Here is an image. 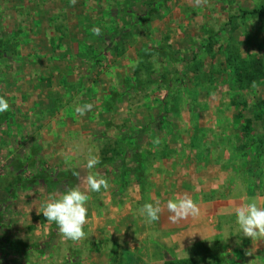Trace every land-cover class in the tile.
I'll use <instances>...</instances> for the list:
<instances>
[{
    "label": "rangeland",
    "instance_id": "rangeland-1",
    "mask_svg": "<svg viewBox=\"0 0 264 264\" xmlns=\"http://www.w3.org/2000/svg\"><path fill=\"white\" fill-rule=\"evenodd\" d=\"M256 59L264 71V0H0V264H264V239L140 212L159 158L192 175L205 157L204 177L225 175L214 195L264 206V154L250 171L264 121L243 129L264 75L237 76ZM75 186L89 200L73 241L41 205Z\"/></svg>",
    "mask_w": 264,
    "mask_h": 264
},
{
    "label": "clouds",
    "instance_id": "clouds-1",
    "mask_svg": "<svg viewBox=\"0 0 264 264\" xmlns=\"http://www.w3.org/2000/svg\"><path fill=\"white\" fill-rule=\"evenodd\" d=\"M97 34L99 29L96 30ZM9 104L0 96V113L7 111ZM93 108V104L85 103L77 106L75 111L83 116ZM99 163V158L90 155L86 166L94 168ZM88 189L92 192H99L102 188H108L105 178L90 174L87 177ZM89 200L87 192L75 186L68 188L59 196H50L42 205L43 216L48 222H54L59 232L69 240H79L85 235L84 225L88 209L86 203ZM167 210L172 214L168 218L172 222L185 219L189 216H196L200 209L198 204L190 197L184 196L167 201ZM162 207L159 201L154 203L146 202L140 208V212L149 222L159 219ZM236 223L244 237L250 239H264V206H260L254 199H249L235 210Z\"/></svg>",
    "mask_w": 264,
    "mask_h": 264
},
{
    "label": "crops",
    "instance_id": "crops-1",
    "mask_svg": "<svg viewBox=\"0 0 264 264\" xmlns=\"http://www.w3.org/2000/svg\"><path fill=\"white\" fill-rule=\"evenodd\" d=\"M162 160V158L158 159V161H161L158 169L162 168V173L153 177L154 181L150 182L149 188V190H151L149 194V203L159 201L162 207L159 219L155 221V223L165 224L170 221L168 217L171 213L167 210L166 206L168 200L188 196L198 204L200 209L198 215L189 216L192 219L191 227H198L202 231L207 230L213 235L215 234L219 237H221L224 232H231L232 230L237 229L240 231L239 226L236 223L235 210L243 203L248 202V200L252 199L255 195H250L248 198H239L238 196L229 197V194L225 196L223 194L222 196L215 193L217 195H214V192L219 186H221L222 180L225 179V175L224 172H218V175L215 174L211 178H208L207 176L204 177V170L202 171L199 165L205 163L207 160L205 157L200 161L194 159L198 164H196L195 168L191 169L194 170L192 175L191 172H189L188 175V173H186L187 170H182L181 168L175 169L173 165V168L170 167L166 169L165 162ZM173 164L176 165V163ZM213 168L216 169V166ZM176 170H179L180 175H176L177 177L175 178L173 176ZM207 194L211 195V197L204 200L203 197H206ZM181 221L182 219L180 221L178 220L175 222V225L178 226Z\"/></svg>",
    "mask_w": 264,
    "mask_h": 264
},
{
    "label": "trees",
    "instance_id": "trees-1",
    "mask_svg": "<svg viewBox=\"0 0 264 264\" xmlns=\"http://www.w3.org/2000/svg\"><path fill=\"white\" fill-rule=\"evenodd\" d=\"M262 12H263V9L262 10H259V11H252L253 14L262 13ZM143 56H145V54L144 55L141 54V58ZM229 59H230V61L232 63L234 57L232 55H230L229 56ZM235 61L237 62L236 59H235ZM242 63L244 65V62H242ZM242 63H240V64H242ZM144 64H146V63H144ZM247 64H245V66L243 67L242 70H246L247 69V67H246ZM250 66L253 67V69H254L253 73H250V72L244 73V71H243V74H242V70L237 73V76L239 77V79L242 76H246L245 79L247 80V83L248 84L249 83H252V82H255L258 78H261L264 75V71H263V67H262V62H261L260 59H256L255 61H253ZM135 74H136V77L135 78H137V77L140 76L139 72H137ZM137 74H139V75H137ZM164 82L166 83V81H164ZM167 96L168 95H166L165 100L162 102L163 103V111H164V113H162L158 117V120L163 124V126L166 129L170 128L168 126L167 121L164 119V114H165L166 110L168 109L167 108V103H166L167 102ZM259 107H258L259 108L258 112L257 113H254L253 118L246 119V123L243 125V129L244 130H247L248 131V130L251 129V126L254 125L253 124V120H255V121L256 120L257 121H264V96L259 100ZM252 131H253V127H252ZM136 149H135V151H136ZM263 154H264V138L262 137L261 140L257 141V151L255 153L254 160H253V163H252V167L250 169L251 173H254V168L257 167V165L259 164L260 158H261V156H263ZM215 256L216 257H214V258L219 259V255H215ZM204 263H205V259H202L201 261H199V263H196V264H204ZM169 264H189V262L183 261L181 263L180 261L172 260V261L169 262Z\"/></svg>",
    "mask_w": 264,
    "mask_h": 264
}]
</instances>
